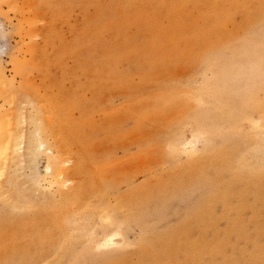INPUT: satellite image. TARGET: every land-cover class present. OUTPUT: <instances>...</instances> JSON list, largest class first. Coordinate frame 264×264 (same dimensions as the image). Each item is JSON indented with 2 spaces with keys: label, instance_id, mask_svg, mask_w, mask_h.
<instances>
[{
  "label": "rangeland",
  "instance_id": "1",
  "mask_svg": "<svg viewBox=\"0 0 264 264\" xmlns=\"http://www.w3.org/2000/svg\"><path fill=\"white\" fill-rule=\"evenodd\" d=\"M0 142V264H264V0H0Z\"/></svg>",
  "mask_w": 264,
  "mask_h": 264
},
{
  "label": "bare ground",
  "instance_id": "2",
  "mask_svg": "<svg viewBox=\"0 0 264 264\" xmlns=\"http://www.w3.org/2000/svg\"><path fill=\"white\" fill-rule=\"evenodd\" d=\"M28 65V64H27ZM19 124V123H18ZM17 125V124H16ZM11 126V125H9ZM8 126V127H9ZM15 126V125H14ZM22 126V125H21ZM16 127V126H15ZM11 128L12 130L14 129L12 126L9 127ZM18 128V127H17ZM15 128V129H17ZM21 128V127H20ZM18 128V129H20ZM9 129V130H11ZM12 130L10 131L12 133ZM18 131V130H17ZM21 131V130H20ZM24 131V130H23ZM9 132V131H8ZM9 132V133H10ZM22 132V131H21ZM13 133H14V130H13ZM18 133V132H17ZM15 132V134H12V137L13 135L17 136V134ZM23 134L24 136V133H21V135ZM14 136V137H15ZM8 137V136H7ZM10 136L11 139H14V137L12 138ZM18 137L20 138V135H18ZM17 137V138H18ZM9 138V137H8ZM7 138V139H8ZM16 138V139H17ZM23 139V137H22ZM15 140V139H14ZM13 140V141H14ZM19 140V139H18ZM5 141L7 143L9 142H12V140H1L2 142V148L4 147H8L7 150L9 149V145H10V148H12V153H13V149L15 150L16 148H14L15 146H18L17 144H19L17 141L13 142V143H9L8 144H4ZM9 141V142H8ZM20 141H22L20 139ZM0 142V144H1ZM17 142V144H16ZM23 142V141H22ZM21 143V142H20ZM15 145V146H14ZM20 145V144H19ZM3 148V149H4ZM6 149V148H5ZM4 149V152L6 151ZM19 149V148H18ZM10 150V149H9ZM8 150V153L11 152ZM18 151V150H17ZM16 152V151H14ZM218 153V152H217ZM228 153V151H227ZM230 153V152H229ZM5 154V153H4ZM16 154V153H15ZM221 154V153H220ZM233 154V153H232ZM230 154V155H232ZM6 155H9V154H6ZM5 155V156H6ZM18 155V154H17ZM219 155V154H218ZM226 155V154H225ZM224 154L220 156L219 158V161L217 163V167L219 169L223 168L226 164L228 165V162H229V158L228 156H225ZM10 156H14V155H10ZM235 156V155H234ZM9 158V157H7ZM11 158V157H10ZM218 158V156L216 157ZM233 158V157H232ZM7 160V159H6ZM6 163V162H5ZM2 164V163H1ZM82 164V163H81ZM212 164V163H211ZM216 164V163H215ZM230 165V163H229ZM205 165H201L197 168V170H195L194 172H191L186 178L189 180V182H193L195 181L198 177L200 176H204L207 174V172L209 171V167L204 169L203 171H201L200 169L202 167H204ZM215 166V165H214ZM7 167V166H6ZM5 167V168H6ZM227 168V167H226ZM224 169V168H223ZM5 170V169H4ZM79 170H80V164H78V168H76L74 171L75 174H79ZM2 173V172H1ZM3 174V173H2ZM5 174V173H4ZM58 174V173H57ZM210 174V173H209ZM215 174V173H214ZM236 174V173H235ZM59 175V174H58ZM60 175H63V173H61ZM258 174H255V176H257ZM3 176V175H2ZM262 176V175H261ZM245 179V178H244ZM182 179L178 181V184H181L182 182ZM203 182V181H202ZM226 185V184H225ZM103 186V185H102ZM99 185H94V184H91L89 181L87 183H85V180L83 179V181L81 180V183L79 185H77L73 190H72V193L69 194V195H66L64 198H63V201H62V205H63V208L62 210L60 209L61 213L62 214H67V211H70L69 207L72 205H77V204H81L82 205H86L87 202H88V199H90V195H95V196H103V192L105 189H103V187ZM168 185H163L161 186L159 189L161 190V192L164 194L166 192V187ZM170 186V185H169ZM172 187V186H171ZM178 187V186H177ZM193 188V187H192ZM168 190V189H167ZM183 190V189H182ZM181 190V192L183 193V191ZM188 190V189H187ZM171 192V191H170ZM174 192V191H173ZM180 192V193H181ZM154 193V191L150 192L149 193V190L148 191H145L144 194H141V193H138L136 191H132L129 195V198L128 200L121 204L120 203V208H124V209H127L126 211L128 212L125 216V218L123 219L124 221H130V219L132 220H136L139 218V216H141L140 214L142 213V210H143V207L145 205L148 206L150 200L152 199L151 198V195ZM177 194V193H175ZM179 194V193H178ZM179 196V195H178ZM181 196V195H180ZM163 199V198H161ZM160 199V200H161ZM100 200H103L102 197H99V201ZM173 201V200H172ZM89 203V202H88ZM171 204V202H169ZM103 205V203H101ZM61 206V204H60ZM78 206V205H77ZM80 206V207H81ZM244 206V203H241V208ZM69 208V209H68ZM83 208V207H82ZM78 209V208H77ZM85 209V207H84ZM81 210V209H80ZM106 212V211H105ZM59 213V215L61 214ZM203 211H202V208H199L196 213L194 214V218L193 220H195V222H198L202 224L201 220L199 219L202 215ZM61 214V215H62ZM122 222V223H119L117 225L118 228L121 227V225H124L125 222ZM127 221V222H128ZM131 222V221H130ZM80 224V223H79ZM77 225V224H76ZM201 226V225H200ZM190 228V225L189 224H186L184 223L182 226L178 227L175 229V231H173V233L167 235L169 236L168 238H161V241H162V246H163V250H165V253H166V256L167 258H169L171 261H163V260H160L158 257L160 256L157 255V252L159 250V248L157 247V245H150V244H147L143 247V251H142V254L140 255V261L137 263V264H175V256L172 252H176V246L179 244V243H182V244H186L189 247H192L194 248L193 249V257L195 258V261H194V264H201L202 263V256H203V249H202V241L200 240H193L191 237H190V234H191V231L189 230ZM118 232V231H117ZM116 232V233H117ZM119 233L115 234V235H118ZM110 238V237H109ZM108 239V238H107ZM112 239V238H111ZM163 239H166V240H163ZM65 241V240H64ZM104 242V241H103ZM109 242V241H107ZM112 243V242H111ZM101 244V243H100ZM105 246V245H104ZM172 248V250H170V248ZM14 256V254L12 255ZM11 256V257H12ZM10 257V258H11ZM13 258V257H12ZM119 261V260H118Z\"/></svg>",
  "mask_w": 264,
  "mask_h": 264
}]
</instances>
